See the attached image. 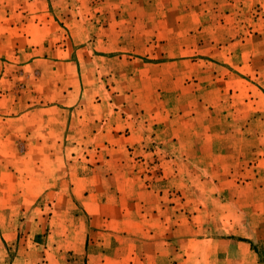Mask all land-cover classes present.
Here are the masks:
<instances>
[{
  "label": "rangeland",
  "instance_id": "1",
  "mask_svg": "<svg viewBox=\"0 0 264 264\" xmlns=\"http://www.w3.org/2000/svg\"><path fill=\"white\" fill-rule=\"evenodd\" d=\"M131 1L52 0L80 91L15 78L0 264H264V0Z\"/></svg>",
  "mask_w": 264,
  "mask_h": 264
},
{
  "label": "crops",
  "instance_id": "2",
  "mask_svg": "<svg viewBox=\"0 0 264 264\" xmlns=\"http://www.w3.org/2000/svg\"><path fill=\"white\" fill-rule=\"evenodd\" d=\"M131 2L132 8L139 6L138 1ZM0 7V114L6 115L8 112L6 104L14 94L11 91L12 85L15 78L21 79V77L34 76L44 80L51 76L53 85L51 87L56 88L58 93L62 92L56 104L68 108L76 104L80 83L74 82L78 66L72 59L75 50L69 48L68 44L66 48L63 47L65 44L55 45L52 42L57 41L56 38H47L56 30L53 23H57L56 17L50 10L54 8L52 0H0ZM159 65L154 64L146 70L149 73L151 69V75L146 74V82L151 86L154 85L155 90L151 91L152 93L165 79H170V77L159 78V74H156ZM13 70L18 72V77L12 76ZM167 74L170 76L169 72ZM177 74L179 75L175 80H172L171 76L170 82H173V86L182 83L179 81L181 72ZM7 86L8 92H2V88ZM67 116H70L69 111ZM111 242L114 243V240H109V245ZM101 247V252L110 254L109 246L102 244Z\"/></svg>",
  "mask_w": 264,
  "mask_h": 264
}]
</instances>
